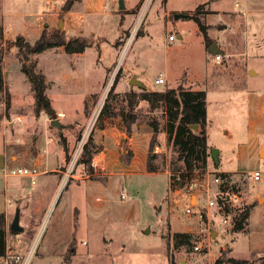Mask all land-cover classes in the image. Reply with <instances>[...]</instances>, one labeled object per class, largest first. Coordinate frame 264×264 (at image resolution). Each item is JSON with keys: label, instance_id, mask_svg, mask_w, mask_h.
Masks as SVG:
<instances>
[{"label": "rangeland", "instance_id": "obj_1", "mask_svg": "<svg viewBox=\"0 0 264 264\" xmlns=\"http://www.w3.org/2000/svg\"><path fill=\"white\" fill-rule=\"evenodd\" d=\"M55 1L58 9L67 2ZM124 3L125 9L120 10L119 0L76 1L73 13L77 17L64 30L63 14L57 23L48 24L50 17L44 14L51 11L37 0H0V24H5L6 37L11 40L4 39L0 44V58L6 59L0 64V101L6 95L8 119L7 124L0 125V151L3 132L8 133L9 139L22 137L18 128L23 124H18L16 114L31 108L34 111L21 61L13 52L18 50L12 46L17 37L24 36L33 45L42 30H60L66 31L67 39L84 36L93 42L79 56L59 47L35 57L38 69L46 77L47 94L54 100V108L67 115L63 122L77 119L73 122L76 129L69 131L67 138L59 139L60 130L46 122L48 136L40 137L35 132L26 140L32 155L50 149V163L55 169L52 171L45 161L41 168L45 175H38L34 186L27 180L28 198L9 204L7 212L1 214L7 232V257H0V264H214L222 251H229L235 258L250 259L251 264H262L259 256L252 254L264 255V0ZM179 13L191 17L176 20ZM195 16L205 25L210 46H206ZM70 17L65 16L67 20ZM171 35L175 40L170 42ZM214 43L222 51L220 64L209 52ZM72 72L79 78L78 83L64 87L63 76L71 77ZM159 75L166 77L165 84L155 83ZM133 76L148 90L182 86L207 93L210 156L206 171L187 175L173 170L182 164L177 162L178 156L165 132V111L149 112L148 103L145 107L139 101L134 107L138 119L132 132L147 134L150 143L153 123L159 125L156 151L160 157L154 163L164 167L160 172L142 174L137 171L139 160L134 174L127 175L125 166L123 176L108 174L115 172L114 164L109 154L107 158L99 157L104 146L95 144L94 135L105 126L122 127L125 138L119 156L126 163L132 154L127 152L124 122L127 93L141 92L136 85L130 86ZM10 85L19 94L11 93ZM103 109L108 116H102ZM44 121L47 120L43 117ZM85 133L87 142L82 146ZM66 143L68 159L58 164ZM87 145L93 153V174L81 162ZM213 149L218 150V162L211 157ZM95 156L104 170L92 166ZM32 166L27 161L10 168ZM255 171L262 175L259 181L250 177ZM219 173L229 176L226 192L233 197L234 207H252L244 232H233L231 219L222 226L217 213L208 224L199 222L197 215L186 213L187 209L206 207L208 196L221 191V183L227 180L216 182ZM2 181L0 178V188ZM232 185L236 186L234 193ZM9 191L6 194L10 195ZM123 192L127 194L125 199L121 197ZM16 207L20 209L21 232L10 229ZM179 231L190 233L188 244L176 245L174 235ZM196 246L202 248L196 250ZM70 247H74V253L69 257L66 254Z\"/></svg>", "mask_w": 264, "mask_h": 264}, {"label": "trees", "instance_id": "obj_2", "mask_svg": "<svg viewBox=\"0 0 264 264\" xmlns=\"http://www.w3.org/2000/svg\"><path fill=\"white\" fill-rule=\"evenodd\" d=\"M76 1L67 0L63 7L64 12L71 11ZM199 24L200 29L205 37L206 46L211 45L210 38L207 34V29L198 17H194ZM140 34V33H139ZM4 42V29L0 24V44ZM12 46L18 48V57L21 61V70L25 74L27 80L30 82L34 92V113L36 116L46 114L51 119L56 118V112L52 107L51 100L48 97V84L45 75L38 69L36 56L44 53L47 50L63 47L68 54L84 53L88 48L93 46V42L84 36H75L66 38L65 33L60 30L48 33L43 31L40 38L35 44H30L23 36H18L12 43ZM0 57L2 55L0 54ZM118 80V79H116ZM112 88V91L114 90ZM128 109L125 114L124 122L126 126L127 136L132 134V127L138 119V114L134 111V107L139 101H146L149 105V112L157 109H163L166 115L165 132L168 141L177 154V162H181V167H175L173 170L184 172L187 175H192L195 172H204L207 170L208 159L210 156V147L208 145L206 124H207V93L205 91L187 90L180 86L178 88H168L163 90H148L141 89L140 93L133 90L127 93ZM108 116L106 109H103L102 116ZM193 125H199V129L192 128ZM153 136L148 146L147 157V173L153 174L160 172L164 167L160 163H154L160 157L157 153V136L160 132V127L157 123H153ZM92 143V140L90 141ZM92 152L88 145L82 153V164H84L89 174H93L90 161ZM132 154L127 158V163L131 161ZM68 156L66 157V160ZM218 165V163H216ZM222 180L220 185V192L226 193L224 200L220 199L223 206L222 211L226 215L232 216L233 228L235 233L244 232L248 226V220L252 212L251 205L244 208H235L232 199L229 198L230 193L226 192L229 188V176L224 173H219ZM236 186L232 185V193ZM5 228L4 215H0V257H7V234ZM13 234V233H12ZM174 238L177 240L176 245L188 244L191 238L190 233H175ZM169 244V243H168ZM74 247H70L68 253L69 257L74 253ZM257 254V255H256ZM253 256H259L261 262H264V255L254 253ZM67 257V256H66ZM67 259V258H66ZM259 260V259H258ZM250 259L235 258L231 256L229 251H222L220 257L214 264H251Z\"/></svg>", "mask_w": 264, "mask_h": 264}, {"label": "crops", "instance_id": "obj_3", "mask_svg": "<svg viewBox=\"0 0 264 264\" xmlns=\"http://www.w3.org/2000/svg\"><path fill=\"white\" fill-rule=\"evenodd\" d=\"M37 1L39 3H42L45 6L44 8L50 9L51 12L44 14V15L50 17V22L48 23L50 25H52L54 22L57 23V21L60 20V15L63 14L64 30H65L67 28V26H69L71 24L72 19L77 17V14L73 13V11L76 7H73V9L71 11L64 12L63 11L64 6H62L61 9H58L57 8V2L55 0H37ZM65 16L66 17L71 16V17L69 20H67L65 18ZM1 24L3 25V29H4L5 41H11L6 37L5 24L4 23H1ZM46 26H48V25H46ZM65 32L66 31H64V33ZM41 33H43V30ZM73 37H75V36H73ZM13 52L15 54H17L18 50L13 51ZM82 54L83 53H79V54L77 53L74 55L79 56ZM2 62H6V59L3 58ZM20 65H21V62H20ZM3 70H4V68H3ZM70 74L72 75L71 77H68V75L63 76V79H64V81H63L64 85L63 86L64 87H66L67 85H69L68 87H72V85H74V84L76 85L79 81V78L77 76H73V72ZM165 79H166V77H165ZM27 82H28V86H26L27 91H28L29 97H32L31 98L32 106L34 108V101H33L34 100V92L32 90L30 82L27 80V78L25 76L24 83H27ZM9 89H10L11 93L13 92L14 94H19V91L15 92L11 85L9 86ZM65 89H67V88H65ZM12 96H13L12 97L13 101L16 102L17 100H16L15 95H12ZM50 100H51L52 107L54 108V106H53L54 100L51 99V97H50ZM140 102H141V106L143 104V106L146 107V104H147L146 101L142 100ZM54 110L57 114L59 112H61V113H64V115H65L62 118H57V120L62 124V128L58 129V130H60V134H61V136H60L61 138L59 137V139H62V138L65 139L68 137L67 134L69 131H71V130L74 131L76 129L73 126L74 125L73 122H75L77 119H71V120L63 122V119L67 118V115L65 114V112H63L62 110L57 111L55 108H54ZM16 115H17L16 118L17 117L21 118V124H23L21 127L18 128L21 131L22 137H19L18 140L12 139V138L9 139L8 133L3 132L5 137H4L3 148L0 151V168H3V167H9L10 168L15 164H20V163H24V162L28 161L33 166L32 167H26V168H32V169L35 168L37 170H40V173H38L39 176L45 175L44 170H41V168H43V166L45 165V161L47 162L46 163L47 167L51 166V163H50L51 154H49V152H51V150L49 149L48 152L37 151L36 154L33 153V155H32V153L27 148L26 144L28 141H26V140L28 139V137H30L31 133L33 134L35 132L37 134H39L40 137L48 136V126H47L46 122H48V125H50L52 123V121L47 119L48 116L46 114L45 115L41 114L39 117L36 116L32 108L30 110H28L26 113H20V114L17 113ZM43 117L46 118L47 121L43 122ZM1 123L2 122L0 121V125H1ZM13 129L17 130V126L14 125ZM0 133H1V131H0ZM94 138H95L94 139L95 144H97L98 146H104L103 152H101L99 154V157L103 156L102 157V159H103V158H107L108 154L111 156L110 162L114 164L115 172H108V174H110V175H122L123 176V175H125L124 174L125 173V167H127V175L134 174L137 171L142 173V174L143 173L149 174V173H147V157H148V146H149V142H148L149 136L147 134H143V133H140L138 131H133L130 136H127V139H128L127 140V146H128L127 152L130 151L133 154L131 161L129 163H127V162L125 163V162L121 161L120 156H119L123 152L121 142L125 138V133H124L122 127L117 128L113 125L105 126V127H103V129L101 131H99V132L96 131ZM109 142H112V144ZM55 143H56V141H55ZM66 144L67 145H66L65 151H62V153H61L62 154L61 155L62 160L58 164H62V163L66 162L65 160H66V157L68 156V152H69L68 151L69 144L68 143H66ZM34 148H38V146L34 147ZM139 160H141V161L139 163V170H137L135 168V165L138 163ZM50 169L53 171L55 168H54V166H53V168L51 166ZM35 178H34L35 183H32V179L28 178V177L17 178L15 180V183L13 186H10V185L6 186L4 181H2L3 187L0 188V191L3 192V196L0 195V199L2 200V204L0 203V215L7 212L8 208L10 206L9 203L12 205L13 203L20 202L23 198L27 197L26 191H25V188L29 185V181H27V180H30L31 185L34 186L36 184ZM8 190H10L9 192H11L10 195L6 194ZM196 202H197V198H196ZM18 209L16 207V211ZM178 233H180V231ZM261 253L264 254V252H261Z\"/></svg>", "mask_w": 264, "mask_h": 264}, {"label": "built area", "instance_id": "obj_4", "mask_svg": "<svg viewBox=\"0 0 264 264\" xmlns=\"http://www.w3.org/2000/svg\"><path fill=\"white\" fill-rule=\"evenodd\" d=\"M175 40V37L173 35H171L169 37V41H174ZM222 54H218V55H213V59L214 61H216V63H221L222 61ZM155 83L157 85H160V84H165L166 83V79L165 77H163L162 75H159V77L156 79ZM6 111H7V97L5 95V97L3 96L1 101H0V115H3L4 117V120H2L1 122L4 123V124H7L8 123V119L6 117ZM58 118H62L64 117V113H61L59 112L58 114ZM17 122L19 124H21V118L20 117H17L16 118ZM87 134L85 133L84 137L82 138V146L85 145V143L87 142L86 139H85V136ZM92 166L96 169H101V170H104L105 167L102 163L99 162L98 160V157L95 156L93 159H92ZM38 171L37 169H32V168H26V167H14V168H9V167H3V168H0V178L3 179L5 185H10V186H13L14 183H15V180L17 178H21V177H28V178H31L32 179V183H35L34 181V178L38 175ZM250 177L252 178V180L254 181H259L262 177L261 173L258 172V171H255L253 173H251ZM221 177L220 176H217L215 178V181L216 182H220ZM227 194L226 193H223V192H219L217 193L214 197H210L208 196V202H207V206L206 207H201L199 208L198 210H195V211H192L191 209H187L186 210V213L187 214H194V215H197L198 217V221L199 222H207V224L209 223V219L210 217H216V213L218 215L221 216V219H222V226L224 225H227L229 223V219L232 220V216L231 215H226L224 214V212L222 211V208L224 205H222L220 203V199L224 200L226 198ZM121 197L123 199H125L127 197V194L126 193H122ZM230 199L233 200V197L230 195L229 196ZM234 198H237V196H234ZM10 204V203H9ZM216 208L217 209V212L214 213L213 209ZM200 248H202L201 246H196L195 249L196 250H199ZM264 264V262L262 263Z\"/></svg>", "mask_w": 264, "mask_h": 264}, {"label": "water", "instance_id": "obj_5", "mask_svg": "<svg viewBox=\"0 0 264 264\" xmlns=\"http://www.w3.org/2000/svg\"><path fill=\"white\" fill-rule=\"evenodd\" d=\"M119 7H120V10H124L125 9L124 0H119ZM190 17H191L190 15L183 14V13H181V14L179 13V14L175 15V19L176 20L180 19V18H190ZM59 28L60 29L63 28V21H60ZM209 52L212 53L213 55L222 54V51L218 48L217 43H214L211 47H209ZM1 61H2V59L0 58V64H1ZM0 73H1V69H0ZM135 85L137 87H139L140 89H145L146 88L145 84L138 80L137 76H133L131 81H130V86L131 87H134ZM51 124H52V126L56 127L57 129H61L62 128V124L57 119L52 120ZM192 128L195 129V130H198L199 129V125H193ZM217 154H218V150L217 149H213L211 151V157L216 162L219 161ZM194 201H195V199H194ZM20 219H21L20 210L18 209L16 211L14 220H13V222L11 224V227H10L12 232H21V231H23V227L20 224ZM216 234H217V232H214L213 236H215Z\"/></svg>", "mask_w": 264, "mask_h": 264}]
</instances>
